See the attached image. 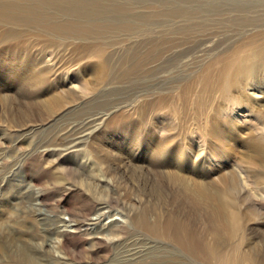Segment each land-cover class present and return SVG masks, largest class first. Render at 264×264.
Here are the masks:
<instances>
[{
    "label": "rangeland",
    "instance_id": "rangeland-1",
    "mask_svg": "<svg viewBox=\"0 0 264 264\" xmlns=\"http://www.w3.org/2000/svg\"><path fill=\"white\" fill-rule=\"evenodd\" d=\"M98 1L101 12L93 9L88 13L90 16L58 13L62 21L82 23L87 28L94 26L80 38L39 33L31 24L19 30L0 27V38L20 31V39L13 44L25 46L23 52L5 49V58L11 57L8 63L14 58L19 61L20 57L29 61L31 56L38 55L54 73L53 77H43V84L30 92L27 80L32 72L17 65L8 72L14 82L10 81L12 96L0 93V154H3L0 155V177L4 180L0 183L4 187L0 190V218H3L0 223L10 215L16 216L22 225L33 230L35 248L45 258L59 260L56 264L103 262L100 253L96 255L99 259H91L90 255L99 250L89 245L90 238L84 230L70 232L86 241L83 258H71L74 245L69 247L67 257L55 248L39 247L44 239L43 225L50 226L60 216L59 203L70 201L63 187L72 185L73 181H67V171L61 165L70 160L87 161L89 172L106 182L101 185L83 178L82 188L88 189L95 199L114 198L131 209L135 217L149 210L151 223L179 227L180 236L223 239L231 233L232 238L244 241L246 251L261 244L264 229L256 224L264 218V213L254 211L251 204L261 195L259 184L264 174L255 171L252 185L246 182L242 172L249 166L264 168V0ZM118 7L124 11L119 12ZM122 24L135 26V32L117 30ZM157 39L159 44L150 43ZM7 47L15 46L8 44ZM215 61L233 62L234 68L225 74L213 72L205 77V68ZM223 80L228 83L225 89L219 85ZM33 108L42 118L30 129L27 116ZM46 112L53 118L49 124L45 121ZM110 114L115 115L116 125L107 123ZM98 116L103 118L94 124ZM254 119L261 122L255 123ZM39 124L42 125L39 127ZM98 128L110 134L105 137L102 132L96 133L92 141L83 142L88 147L73 148L77 153L73 151L67 159H60V151L69 143L74 139L78 142V137ZM36 143H40V155L44 157L35 173L38 176L35 188L42 191L37 195L40 199L51 195L39 203L34 195L27 199L28 192H34L30 176L35 169L30 168L29 157L24 161L20 158ZM161 143L163 149L185 154L180 160L183 168H177L179 164L173 158L177 152L169 153L167 165L149 157L154 146ZM90 146L95 147V152L90 151ZM46 151L51 153L46 155ZM101 154L114 159L115 169L111 174H106L98 162ZM13 161L17 162L16 169L12 167L3 175L2 171ZM56 163L60 167L56 168ZM128 185L141 188L140 193H147L146 197L130 193ZM12 188L16 193H12ZM150 190H157L159 194ZM178 190L189 191L202 206L185 202L183 194H177ZM165 193H169V205ZM170 195L182 199V204L178 198L172 202ZM203 198H207V205ZM227 199H231L230 203ZM116 204H107L105 214H118L117 225L111 223L112 228L108 229H113L111 235L120 237L124 232L122 226L126 228L129 222L122 206ZM82 206L80 202L73 205L72 219L82 218L79 216ZM173 208L170 214L168 211ZM228 209L240 218L235 230L233 224L220 228L215 220L211 223L208 219V212L228 214ZM175 213L179 220L175 216L170 218ZM56 238L55 245L62 239L68 240L64 232ZM9 246H14L13 251H20L19 244L6 245L0 241V264H24L4 258ZM27 246L30 247L29 243Z\"/></svg>",
    "mask_w": 264,
    "mask_h": 264
},
{
    "label": "bare ground",
    "instance_id": "bare-ground-1",
    "mask_svg": "<svg viewBox=\"0 0 264 264\" xmlns=\"http://www.w3.org/2000/svg\"><path fill=\"white\" fill-rule=\"evenodd\" d=\"M98 3H100V1H98V0H0V27L6 28L7 26H11V27L15 28L16 30H19L20 28L31 24L33 29L38 31L39 33L45 32V33L52 35V36L63 35V36L79 37L80 38L84 35H87L88 30L94 28V26H90L89 28H87V26L85 27V25L82 23L78 24L76 22L75 23H73L71 21L69 22L67 20L69 18L66 19L67 21H62V20H60L61 18L57 17L58 13L63 14V15H65L64 13H67V14L68 13H70V14L76 13V14L90 16L88 13L93 12L92 11L93 9L97 10L98 12H101V8L99 7ZM117 10L119 12L124 11V10L122 11L121 7H118ZM70 18H71V16H70ZM15 29H13V30L15 31ZM100 29H102V28H100ZM117 30L124 31V32L131 34V33L135 32V26H133L131 24L130 25L129 24L128 25L122 24V26H119L117 28ZM19 32L20 31H18L15 34L13 33V35L3 36L0 38V93L5 92L6 95H8V94L11 95L9 88L11 85L10 81L12 79L10 77H8V72L12 69V67L15 68V66H16V68H17V65L22 67V68L27 67L26 71L32 72V76L27 80L28 85H29V86H27V88L29 89L28 91H30V92H32L36 88H39L43 84V82H42L43 77H45V76L53 77V75H54V73H52L49 66H46L43 63L44 60L42 61L41 56H38V55L36 56V58H34L35 55L31 56L28 59L29 61H27L25 59L24 60L20 59L21 58L20 57L19 61L17 60L18 58L17 59L14 58V59H12L11 63H8V60L11 57L5 58V55H6V54H4L5 49L9 50L12 53H16L19 51L23 52L22 48H25L23 43L13 44L14 40L20 39V37H18V35L19 36L21 35ZM150 43H152L153 45L159 44L160 39L150 41ZM8 44H11V46H15V47H13V48L7 47ZM233 68H234L233 62H226L225 63L222 61H215L205 68L204 76L208 77L213 72H219L220 74H225L226 72L231 71ZM19 72H22V69H20ZM262 80L264 82V76L262 77ZM12 83H14L13 80H12ZM23 83H25V82H23ZM12 85H14V84H12ZM219 85H220V87H222V89H225L228 86V83L223 80V81H220ZM24 89H26V88H24ZM250 90H253V89L251 88ZM16 98H17V96H16ZM29 99H32V98H29ZM16 100L18 101V98ZM19 102H20V100H19ZM16 106H18V104ZM15 108H14V110H15ZM46 116L48 117L47 112H46ZM27 117H28V119H30L29 123L31 125H34V126L30 125V129L35 128L37 122L40 121L42 118V116L38 113L37 110H34V108L30 109ZM114 117H115L114 114H110L108 116L107 123L116 125L118 122L113 120ZM102 118H103V116H98L97 118H95L93 120V123L96 124L97 122H101ZM52 119H53L52 117H48V119L47 120L45 119V121L47 124H49V122L52 121ZM254 121H255V123L261 122V121H258L257 119H254ZM41 125L42 124H39V127ZM98 126H99V124H98ZM93 131H94L93 133H92V131H90V132H87V134H83L81 137H78L77 138V139H79L78 142L74 139L72 141L71 145L69 143L68 147H66L65 149H63L61 151L59 150L60 151V159H67L68 157H70L73 154V151H75V150H72L73 148L75 149L76 147H81L84 145H85V147H88V146H86L85 143H84V145H82L83 142L92 141L96 133L102 132L105 137H107L110 134V133L105 132V131L103 132L102 128H98V129H95ZM40 147H41L40 143H36V145H33L28 150V152L26 154L20 155V158L23 161L25 158L29 157L30 161H31L30 168L35 169V171L30 176V181L33 184L34 192H32V193L28 192V198H27L28 200L31 199V195H34V198L36 197V200H37V198H39V196L37 195L38 192H42L41 190L37 191L38 187L35 188V184L38 182V178H36L38 176H35V173H36L37 169L39 170L38 167H39V164H41L40 160H44V157H42L40 155V153H41ZM154 147L155 148H153L151 150L149 157H152L153 159L158 158V159H160L161 162H163L167 165L168 159H169V153H171L173 150L170 151L167 149H163L162 143L158 144V145L156 144V146H154ZM94 149H95L94 146H90V151H93ZM42 151L45 152L44 149ZM90 151H89V153H90ZM75 152L77 153V151H75ZM94 152H95V150H94ZM173 152H177V154L174 155V157H173L174 160L176 161V163L179 164V165H177V168H183V165L180 164V160H183V157H186L185 154H183V152L179 151V150H174ZM50 153L51 152L46 151V155H48ZM0 155H3V154L1 153ZM15 157H17V156H15ZM46 157H48V156H46ZM74 157H75V154H74ZM90 160H92V159H90ZM99 161L101 162V165L103 166L106 174H111L113 172V170L115 169L114 159L111 157H108V154H101V156L98 158V162ZM61 162L63 163V161H61ZM16 164H17L16 161H13L11 164H7L5 169L3 171L1 170L2 174L4 175V173L8 169L15 167ZM10 165H12V166L10 167ZM88 165H89V162H87V161L84 163H80L78 161L73 162L71 160L66 161V163L61 165L67 171V178H68L67 181H69V182L73 181L72 185L69 184L68 186L63 187L64 188L63 191H64V193L66 192V195H67V196H65V195L64 196L69 198L70 201L68 203H63V204L59 203L62 207L60 216L55 217L51 221L50 226L45 225V224L43 225L44 239H41L42 241L40 244L38 243L39 247H45V249L55 248L62 256L67 257L70 255L69 247L71 245H74L72 247L73 251H72L71 258L73 259V258L80 257V256L82 257V255H84L83 254V247L86 244V241L83 240L81 237L74 235L73 233H75V231L80 232L81 230H84L85 236H88L90 238L89 239L90 240L89 245H92L99 250L97 253L91 252L92 253L90 255L91 259L92 260H94L95 258L99 259V257L97 258L96 255L98 253H100V256L103 257V260H102V258L100 259L101 261H103V262H100V264H264V239L260 242L261 244L253 245L252 247H250L246 251V250H244V247H243L244 241L239 242L237 239L232 238L231 233H229L227 238H223V239L215 238V237H211L210 239H208V237L200 238L199 236L194 237V236H189V235L180 236L182 233V229L179 227L173 226L170 223H166V225L165 224L162 225L161 223L159 224L158 222L157 223H155V222L151 223L149 221V216H148L149 210L141 213L140 215H138V217H135V214H133V211L131 209L126 208V206L124 204L117 202L114 198L108 199V200L107 199L106 200H100V199L93 198V195L89 193L88 189L84 190L82 188L81 184H82L83 178L87 179V180H91L93 182H96V184L100 183L101 185H102V182H104L103 185H106V182L104 180H101V179L99 180L95 176L94 172H92V173L89 172V169H87ZM55 167L58 168L60 166L56 163ZM254 167L255 166H249L246 168L245 172H242V174L245 176L244 178L246 179V182L249 181L250 184H252V182H253V181H251V179L254 178V172L255 171H260L264 174V172H263L264 168H261V169L256 168L255 169ZM15 169H16V167H15ZM10 170H12V169H10ZM94 170H95V168H94ZM7 172H10V171H7ZM83 173H86V175H84ZM241 177L243 178V176H241ZM2 180H3V178L0 177V183H2L1 182ZM152 182H154V181H152ZM152 182H149V183H152ZM243 183H245V182H243ZM59 184H61V183L59 182L58 185ZM53 185H55V184H53V182H52V186ZM259 185H260L259 192L261 195L259 197H257L254 201H252L251 207L256 212L258 211V212L264 213V178L262 179V183H260ZM56 187H57V185H56ZM148 187L150 188V186H148ZM3 188L4 187L0 186V190ZM116 188H117V186H116ZM128 188L131 190L130 193L134 192V194L135 193L142 194V192L140 193L141 188L139 189L135 185H133V186L128 185ZM247 188H249V187H247ZM30 189H32V188H30ZM162 189H160L161 192H164V191H162ZM152 190H153V188H152ZM163 190H165V189H163ZM3 191H5V189ZM11 191H12V193H16L14 188H12ZM125 191H126V189H125ZM178 191L179 192H177V194L178 193L183 194L182 199H185V202H187L189 204H193L195 206H197V205L202 206V204L199 201L197 202L194 195L189 193V191H182V190H178ZM249 191H250V188H249ZM150 192H151V190H150ZM153 192L154 191H152L151 193H153ZM156 192H157V194H159L157 190L154 193H156ZM165 192H167V191L165 190ZM144 193L142 195H144L146 197L147 193L146 194H144ZM151 193H150V195L152 196ZM165 194H166V200H167V204H168L167 194H169V193H165ZM62 195H59V196L61 198H63ZM41 196H43V193L41 194ZM242 196H243V194H242ZM158 197H160V196H158ZM243 197H245V196H243ZM32 198H33V196H32ZM49 198H51V195H49V194L47 196H44L43 199L39 198L38 203H39V201L41 202L42 200H47ZM118 198H117V200H118ZM177 198L181 201V204H182V199H180L179 197H177ZM177 198L175 196L172 197V202H173V200L178 201ZM161 200H162V198H161ZM77 201L83 204V206L80 210V213H79V216L82 218L81 219H76V218L72 219L71 216L74 215L73 211H75L73 209V205H75V203H78ZM205 201L208 202L207 198H203V202L205 203V205H207ZM227 201L230 203L231 199H229V200L227 199ZM159 202H160V199H159ZM224 202H225V200H224ZM111 203H115V204L117 203L118 205L122 206L123 213H126V218L129 222V225L126 226V228H125V226H122V228H123L122 230H124V232H121V234H119L120 237H116V236L111 235L113 229L111 231H109V229H108V227L112 228L111 223L117 225L115 223V221H116V218L118 217V214H114V213H112V214H114L113 216H109V215L105 214V213H107L106 212L107 204L110 205ZM171 205L174 206L172 203H171ZM175 205H176V203H175ZM178 206H179V204H178ZM178 206H177V209L181 207V205H180V207H178ZM235 208L237 210H239L238 209L239 207L234 206V209ZM173 210H174V208L170 209L168 212H170V214H171V211H173ZM204 211L207 212L206 209H204ZM228 211H229V209H228ZM172 214H174V213H172ZM174 216H175V218H174ZM48 217H50V216H48ZM112 217H115V218H112ZM170 218H174V219L179 220L176 213H175V215H172ZM2 219L3 218H0V221ZM118 219H120V217ZM133 219L136 221H133ZM208 219L211 220V223H213V221L215 220L216 224L220 228H228L229 226H231L233 224L234 230L237 228V223L240 221V218L237 217L236 214H234L232 211H229L228 214H218V215L215 212L214 213L208 212ZM263 219L262 220L260 219V221H258L256 224L257 227L260 229H264V220ZM40 220H42L41 222H45L44 218H41ZM104 221H106V222H104ZM121 222H122V220H121ZM46 223H48V222H46ZM108 223H110V224H108ZM120 231H121V229H120ZM223 231H227V229H223ZM32 232H33V230L30 231V227L26 228L24 225H22L20 223V219H18L14 215H10L3 224L0 223V241L2 243H5L6 245L19 244V246H20V251H16V250L13 251L12 248L14 246H9L8 247L9 251H7L5 253L4 258L6 257V258L10 259V261L14 262V263H16L15 259H17V260H20L21 262H23L24 264H49V263H55L56 264V262L59 260H56L54 258H52V259L51 258H45V256L41 252H39L40 249L37 250V248H35V243H34V245L32 244L33 240H34L33 236H32ZM62 232L65 233V236H68V240L66 241V239H62V241L60 243L55 245V242L57 241L56 237L58 236V234L61 235ZM70 232H73V233L71 234ZM183 233H185V232L183 231ZM208 233L210 234V232H208ZM38 236L36 237V240L38 239ZM28 243H29L30 247L27 246ZM84 249H85V247H84ZM85 251H87V250H85ZM93 251H95V250H93ZM93 256H95V257H93ZM62 263H64V262H62Z\"/></svg>",
    "mask_w": 264,
    "mask_h": 264
}]
</instances>
